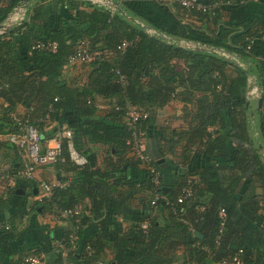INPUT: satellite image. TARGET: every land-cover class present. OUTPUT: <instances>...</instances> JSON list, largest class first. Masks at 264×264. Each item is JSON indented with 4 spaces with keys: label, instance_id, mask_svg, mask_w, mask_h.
<instances>
[{
    "label": "trees",
    "instance_id": "16d2710c",
    "mask_svg": "<svg viewBox=\"0 0 264 264\" xmlns=\"http://www.w3.org/2000/svg\"><path fill=\"white\" fill-rule=\"evenodd\" d=\"M22 1L0 0V26ZM112 1L119 4L116 11L90 0H58L57 7L31 0L24 21L0 35V137L18 132L21 119L37 128L42 141L56 139L63 147L52 166L64 173L59 181L65 185L38 201L34 213L82 207L65 237L78 264H95L108 253V264H176L178 246L195 264H222L240 249L244 264H264V115L256 119L247 98L253 76L264 101V13L239 16L252 0L200 1L212 10H188L171 0ZM37 41L56 42L57 50L33 49ZM124 41L130 44L122 49ZM81 47L98 53L85 81L64 76L70 55ZM175 100L185 104L188 130L181 136L160 127L161 157L180 144L170 134L186 141L177 180H171L158 160L144 166L134 156L126 108L148 111L142 127L155 136L159 110ZM6 142L16 150L8 140L0 145ZM69 142L84 164L71 159ZM193 153L200 163L190 168ZM18 161L9 174L14 182L28 181L33 194L39 181L21 177ZM149 166L160 170L158 190L172 202L190 179L192 195L174 207L164 200L152 207L157 187ZM146 192L147 201L137 196ZM137 197L142 211L134 207ZM125 222L131 224L126 231ZM21 231L15 221L0 220V264H29L15 247ZM194 231L203 238L190 241Z\"/></svg>",
    "mask_w": 264,
    "mask_h": 264
},
{
    "label": "crops",
    "instance_id": "0c3cea01",
    "mask_svg": "<svg viewBox=\"0 0 264 264\" xmlns=\"http://www.w3.org/2000/svg\"><path fill=\"white\" fill-rule=\"evenodd\" d=\"M90 1L98 3V0ZM136 1L137 3H139V0ZM57 2L58 0H51V3L54 5V7H57ZM107 2L109 3L107 7H110V5H112L116 7V9L114 10H117L119 6L118 3H115L112 0H107ZM261 2L264 1L252 0L249 3L246 2L242 4L243 6L240 9L242 12H244V14L238 15L241 18H244L248 16L255 17L258 16L259 13H264V5ZM29 4L26 6L27 9ZM236 15L237 13L235 14V16ZM243 65L246 66L245 63H243ZM260 98L249 100L253 102L255 110L253 113L256 119H261V116L264 115V109H262L261 112H259L258 110V101ZM184 107L185 104L183 102H181L180 100H175L159 110L155 124L157 135L148 136V132L144 129L146 132V145L148 154L150 155L151 159L158 160L162 164L160 167L163 169V171H165V173L169 175L171 180H177L175 179L177 176L176 161H179V165H182V163L180 162L181 157H179V155L182 153L181 149L183 148V145L186 144V141L181 139L178 135L174 136L169 133L170 138L173 140V142H180V144H177L175 148V150H180V153L175 154V152H169L167 153L166 157H161L160 152L162 150L161 148H163V142H165V138L161 133L162 130H160V127L167 128L169 132L171 129H177L178 133H181V136L185 135L183 131L188 130V122L185 118ZM19 110L23 112L24 109L20 107ZM0 141L5 142L7 141V139L5 137H0ZM18 156L19 154L17 150L7 146V142L4 145L2 144V146L0 145V167L4 166L5 168L9 167L10 169V166L13 165L17 160L21 161L22 163L20 156ZM100 158L102 157L100 156ZM199 163L200 157L197 154L193 153L188 162V167L193 168ZM145 164L146 163L142 165L145 166ZM47 169H49V171L53 170L56 176V181H59L62 175H64V173H62L61 175L60 171H58L52 165L50 167H47ZM5 181L9 182L8 186L0 184V220L6 222H8L9 220H13L16 222L19 230L22 229L20 237H18L15 242V247L19 248V251H23V256H25L27 259L31 257H37L39 259L38 263H27L59 264L57 262V260L60 258L59 256H62L63 264L71 261L76 262L75 259H73L69 254L71 248L65 245V237L67 235V231L71 226V221L60 219L56 214L47 212L45 210L43 211L42 209L34 213V207L36 203L38 201H42L39 199V189L38 192L33 193L34 197L32 198L30 196L31 184L28 181L20 180L18 182L15 181L16 183H11L7 179H5ZM11 189H13L12 192ZM13 192H16V194H14ZM17 196H20V199H18ZM137 196L140 198L142 197V199L146 198V201L150 197L148 192H146L145 194L142 193ZM138 197L134 199L133 204L135 209H137L138 211H142L144 203H142L141 200L139 201ZM154 212L155 214L158 213L156 211ZM130 225L131 224L129 222H125L124 230L126 231L130 227ZM87 231H89L88 233H90L89 228L87 229ZM194 237L195 236L193 235V239ZM179 238L182 239V233L180 234ZM175 255L177 259L176 264H195L193 261H191V254L182 246H178ZM112 257V253H108L107 257L102 260L108 262L112 259ZM76 264L78 263L76 262Z\"/></svg>",
    "mask_w": 264,
    "mask_h": 264
},
{
    "label": "built area",
    "instance_id": "2783aa9c",
    "mask_svg": "<svg viewBox=\"0 0 264 264\" xmlns=\"http://www.w3.org/2000/svg\"><path fill=\"white\" fill-rule=\"evenodd\" d=\"M177 1L182 4L186 9L192 10L194 8L201 10H212L213 7L211 5H205L200 2V0H171ZM98 3L101 5L108 6L109 3L107 0H98ZM112 10L116 9V7L110 5ZM27 14V7L22 3L17 5L13 11L8 15L5 22L0 26V35H4L5 32L14 24H20L24 21ZM150 33H156L155 30L149 29ZM130 42L124 41L121 45L122 49H125ZM56 42H41L37 41L33 44V49H41L47 51L55 52L57 50ZM225 54V53H224ZM98 53H89L85 47H81L72 53L69 57V63L74 64L77 62H89L96 58ZM227 55V54H226ZM227 57H231L227 55ZM233 57V56H232ZM118 73H120L118 71ZM121 80L125 82V76L121 75ZM262 95V90L256 84V80L253 76L249 77V84L247 90V98L249 100L260 98ZM100 109L105 110L107 107L104 105H99ZM150 113L142 108L127 105L126 108V120L129 126L132 129V133L130 138L127 141V144L130 146L134 156L138 158L140 161L145 163H150L152 160L150 155L147 152L146 145V132L142 127V124L148 119ZM14 119L18 120L16 115H13ZM19 131L15 133H11L7 136V140L16 147V150L22 160L23 169L20 171L19 175L26 179H35V174L38 168L49 166L56 163L59 158L62 156L63 147L59 140H51V141H42V138L37 130V128L25 121L19 119ZM64 136L67 138L72 137V132L70 130H64ZM70 149V157L78 164H84L86 162V158L74 148L72 142H69ZM7 174L6 177L9 179L11 183L14 182V176L9 174V167H6ZM153 176V182L157 187L154 191L151 199V206L157 207L159 201L164 200L166 204L171 206H176L179 203H183L192 195V181L190 179L188 185L184 187L177 198V201L172 202L168 197L163 195L159 190L160 180H161V172L156 166H149ZM65 183H61L60 181L50 182L47 180H40L38 189H39V199H49L54 193V189L56 187H62ZM82 214V207L80 205H76L72 208L65 209H57V216L60 219L65 220H75L77 221L78 217ZM225 216V210H221V217ZM78 226L72 231L70 234L71 243L73 245L78 241L77 235ZM89 251H92L91 246H87ZM243 249L238 250L234 255L229 258H225L222 261V264H244L243 261ZM27 262L38 263L39 259L37 257H31L26 259ZM65 264H76L71 261ZM95 264H108L103 260L97 261Z\"/></svg>",
    "mask_w": 264,
    "mask_h": 264
},
{
    "label": "rangeland",
    "instance_id": "374dc122",
    "mask_svg": "<svg viewBox=\"0 0 264 264\" xmlns=\"http://www.w3.org/2000/svg\"><path fill=\"white\" fill-rule=\"evenodd\" d=\"M91 68L89 66V62H77L74 64H68V66L64 69V76L68 77L72 80H79V81H85L87 80V77L89 75ZM175 154L180 153V150L176 149ZM180 157V155H179ZM50 167V166H47ZM46 166L38 168L35 174V179L40 181V180H47L50 182H55L56 181V176L53 172V170L49 171ZM7 174V169L2 166L0 167V184L1 185H9L8 181H5V179L9 180L6 177ZM31 197H34V194L30 193ZM44 209V208H42ZM65 220V219H64Z\"/></svg>",
    "mask_w": 264,
    "mask_h": 264
},
{
    "label": "water",
    "instance_id": "95a60500",
    "mask_svg": "<svg viewBox=\"0 0 264 264\" xmlns=\"http://www.w3.org/2000/svg\"><path fill=\"white\" fill-rule=\"evenodd\" d=\"M30 1L31 0H23V3L22 4L24 6H27ZM200 1L207 2V0H200ZM262 1H264V0H262ZM248 104H250V101L248 102ZM260 109H264V101L261 98L258 101V110H260ZM163 190L166 191L167 190V187H164ZM36 192H38V189L37 188L35 189V193ZM193 235L196 236L197 238H200V239L203 238V235L199 231H195L194 233L193 232H190V233H188V238H189L190 241L193 239ZM223 252H226V251L223 250Z\"/></svg>",
    "mask_w": 264,
    "mask_h": 264
}]
</instances>
